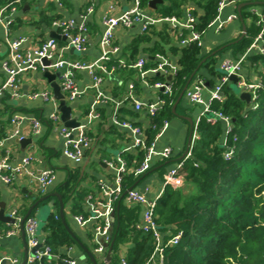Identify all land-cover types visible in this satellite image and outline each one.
I'll use <instances>...</instances> for the list:
<instances>
[{
  "label": "crops",
  "instance_id": "crops-1",
  "mask_svg": "<svg viewBox=\"0 0 264 264\" xmlns=\"http://www.w3.org/2000/svg\"><path fill=\"white\" fill-rule=\"evenodd\" d=\"M148 2L149 0H146L145 4L141 5V12L144 17L142 21L135 22L128 27L118 26L114 31V42L118 47V52L113 57L117 59L116 63H112L111 60L108 64L109 67L115 66V68L110 74L103 76L101 84V89L111 100L107 104H103L105 105L103 117L99 114L98 118L93 119L90 124L88 136L91 142L88 147L83 149L81 162L76 163L62 153L64 138L59 133L58 127L61 124L64 125V123L60 119L58 110L59 99L54 96L51 83L56 82L60 87V93L63 95L66 104L71 107L70 117L76 119L79 123L85 122L95 95L94 89L90 87V75L86 70L73 71L74 82L78 88L85 90L76 100L71 101L65 96L61 88L60 76L56 75V72L59 71L49 70L55 75V78L50 81L44 76V69L41 68L25 71L18 75V96L11 97L8 91H4L0 95V158L8 155L11 168L23 165L24 160L28 159L27 168L35 175L50 168L55 176L54 180L45 187H41L36 180L25 173L13 175L8 183L0 179V210L4 209L6 213H9L15 219L14 223L11 224L0 221V257H4L2 264H22L25 257L27 259L35 256L41 248V246H37L33 250L34 246L29 244V237L25 229L24 235H22L20 221L28 211H30L28 217L34 218L37 223L36 236L40 240L44 237L43 226L51 213L59 215L64 227L74 239V242L69 246H62L58 248L57 252H53L54 256L50 260L54 264H68V260L75 261V264H94L91 258L95 260V264H112L111 258L106 261L107 251L102 253L95 251L97 246L95 245V222L89 221L84 225H80L74 217H88L90 215V209L87 206L88 195L96 196L100 191V184L112 186L121 161L125 165L124 155L135 152L136 148L127 149L133 141L132 131L127 127L114 124L112 122L113 113L117 114L120 120L141 128L136 123L146 124L150 114L145 108L137 110L135 101L144 105L160 101L159 109H161L166 104L164 96L169 95L170 90L167 85H169L170 78L173 75L158 71L157 73L166 77V80L152 82L148 78L156 72H149L141 77L136 71H129L128 74L127 70L131 68L122 67V70H125L123 73L117 70L121 68L117 66L118 61L135 62L142 58L149 65L148 69H151L164 58L171 66L177 67L178 51L180 46L183 45L178 37H180L184 28L183 23L187 19V9L195 6L193 0H187L181 18L176 16L163 17L162 9L168 5L169 0L157 2L155 8L151 7ZM132 4L133 0H92L93 11L84 17L86 0H60L59 2L56 0H20L19 3L15 4L16 10L11 19L14 20L19 17L22 24L16 28H11L12 30H9L8 33L0 24V80L3 81L7 77L6 71L2 68V61L8 51L7 37H28V41L22 45V49L26 50L38 47L50 37L49 33L52 30L56 31L53 27L44 24L36 26L31 23L39 18L41 10L47 11L50 15L58 13L59 18L71 19L76 25L83 22L87 24L89 30L87 50L81 57L84 59L83 61L87 62L99 56L98 41L104 30V18L117 16L131 7ZM263 8L264 0H230L219 9L216 19L200 38L201 55L204 58L212 54L216 55L214 69L218 74L210 72L208 66H200L194 79L189 81L184 91L182 90V94L180 93L174 100L169 102L170 115L162 121V125L152 142L155 153L151 158L150 166L148 170L140 174H136V169L134 170V174L139 178L128 189H136L150 199L160 196L161 190L165 189L164 177L188 151L189 146L192 144L191 136L194 125L202 113L203 106L191 102L186 96L187 88L196 78L202 80L201 95L204 100H207L210 92L219 83L223 73L222 64L225 61H236L242 58L241 74L243 77L247 81H259L262 66L251 61L250 55L253 50L248 51V48L244 51L239 50L236 43L247 34V30L254 22L253 15L257 16L259 13H263ZM245 13H250V15L245 16ZM149 18L154 21L148 23L147 19ZM171 19H174V21ZM146 22L148 23L147 27L154 24L157 32L165 29L168 35L164 38L159 34L152 35L148 41L140 44L138 54L133 60H130V51L127 50V46L135 37L146 31L147 28L143 30V25ZM56 40L59 45L66 42L62 38ZM156 46L164 49V53L159 51L150 52V49ZM173 48L176 49L177 53L172 52ZM63 55L69 60H76L75 51L70 49L64 51ZM130 82L134 84L133 100L125 99ZM158 82L164 85L161 87L155 86ZM228 84L233 90L234 85L237 86V83L234 84L230 79ZM120 86H122L120 94L117 97L113 96L112 90ZM238 88L240 91L242 90L240 87ZM43 91L50 94L49 100H45L40 96L33 97L35 93ZM54 109H57L59 114V124L50 121V114ZM15 115H18L21 119L19 124L12 120ZM32 118L41 122L37 133L33 131ZM205 118L208 121L215 117L212 114H206ZM221 123L223 133L220 142H222L225 131V125L223 122ZM22 141L27 142L23 144ZM165 148L170 149L167 158L161 155ZM74 169L79 172L78 184L82 189L87 190V193L79 200L81 211L77 213L71 211L73 199L63 202L62 195L58 191V188L65 183L69 172ZM180 183L181 178L178 179L175 185ZM56 194L61 195V200ZM122 197L116 202L112 215L114 225L110 232V243L113 241V232L117 227L118 215L120 211L122 212V207L135 206L128 203L124 197L121 199ZM60 201L63 203L62 208ZM13 210H15V214L12 215ZM42 211L45 213L42 220H39L37 217ZM25 223L26 220L24 226ZM143 224L144 221L139 211L134 225L141 230ZM11 231L12 233L8 234ZM100 239L102 240V238ZM102 243L104 244L103 241ZM128 246L129 244L122 246V253L125 252Z\"/></svg>",
  "mask_w": 264,
  "mask_h": 264
},
{
  "label": "trees",
  "instance_id": "trees-1",
  "mask_svg": "<svg viewBox=\"0 0 264 264\" xmlns=\"http://www.w3.org/2000/svg\"><path fill=\"white\" fill-rule=\"evenodd\" d=\"M9 1L0 0V5ZM220 1L193 0L195 6L189 8L193 18L192 27H184L178 38H187L191 30L201 37L218 15ZM145 2L141 0L140 6ZM186 3L187 0H169L162 9L163 17L181 18ZM58 18V13L50 15L41 10L39 18L31 23L52 27V21ZM253 18L247 34L236 43L239 50L248 48L260 30L257 16L253 15ZM21 24V19L16 17L10 23L9 30ZM162 30L157 32L156 26L150 24L146 31L135 37L127 46L130 60L138 54L140 44L148 41L152 35L166 37L167 31ZM156 51L164 53V49L158 46L150 49L152 53ZM172 52L177 53L175 48ZM178 52L177 69L169 81L170 92L164 96L166 104L154 115H149L146 124L136 123L143 130L145 146L154 141L162 121L170 115L169 102L182 92L189 79H194L200 66H208L210 72L218 74L214 69L216 55L204 58L198 41H188L180 46ZM116 59L112 57V63H116ZM250 59L262 66L259 74L261 85L254 101L256 106L251 105L246 109L244 101L228 82L221 86L223 95L213 99L210 104L212 110L221 112L231 120V130L226 137L227 147L232 148L231 155L224 157L226 146L220 142L222 123L219 120L209 122L202 116L197 125L199 137L191 149V158L180 170L181 183L167 185L157 199L155 220L162 233L163 244L181 231L178 243L165 245L162 259L154 256V237L134 225L139 206L122 207L113 232L112 264H121V258L127 264H145L148 260H151L148 264H264V53L252 52ZM148 66L145 62L144 68ZM117 70L125 71L122 68ZM127 71L128 74L135 72L134 69ZM148 79L152 82L164 81L166 77L156 72ZM120 91L122 86L115 87L111 93L117 97ZM104 108L105 105L97 107L102 117ZM144 155L145 149L142 147L124 155L125 170L120 176L123 189H128L138 180L139 176L134 174V170L141 164ZM78 174V170H71L65 183L58 188L63 202L73 199V213L81 211L79 200L87 193L78 184ZM43 232L41 248L48 246L52 252L74 242L56 213L49 214ZM125 244L129 246L122 253L121 248ZM33 264H40V261ZM47 264L54 262L50 260Z\"/></svg>",
  "mask_w": 264,
  "mask_h": 264
},
{
  "label": "built area",
  "instance_id": "built-area-1",
  "mask_svg": "<svg viewBox=\"0 0 264 264\" xmlns=\"http://www.w3.org/2000/svg\"><path fill=\"white\" fill-rule=\"evenodd\" d=\"M60 1V0H56ZM230 0H221L219 3V9ZM20 0H12L0 7V24L3 25L6 33L9 32V25L12 22L11 16L15 13L16 7L15 4L19 3ZM86 10L84 17L90 14L93 11L92 0H86ZM141 0H133L131 7L123 11L117 16H107L103 20L104 30L99 36L98 48L99 56L92 61H83L81 59L69 60L65 58L63 52L66 50L74 49L77 52L84 53L87 50L88 44V35L89 30L85 22L76 25L71 19L58 18L52 21V27L58 31L61 36L65 37L66 42L62 45L57 43L56 38L48 37L44 40L38 47L29 48L26 50L22 49L28 41V37L19 36L13 38H6L8 51L5 59L2 61V68L6 71L7 77L5 80H0V95L4 91H8L11 97H16L19 95V87L17 83V77L19 74L25 71L36 70L37 68L48 69L52 71H59L61 88L64 91L65 96L69 100L78 99L83 93L84 89L78 88L76 83L73 80V71L74 70H86L91 78V88L94 89L95 95L91 103V109L87 114L85 122L79 123L75 127H66L60 125L58 127L59 133L64 138V148L62 153L67 158L72 161L79 163L83 157V149L90 145V138L88 136V130L93 119L98 118L99 112L97 107L99 105L107 104L110 97L101 89V84L103 81V76L108 75L112 72L115 66H110L108 63L111 61L112 57L118 52V47L114 42V31L118 26L128 27L135 22L143 20V14L141 12L140 6ZM217 17V16H216ZM150 19V20H149ZM147 22H153L154 20L149 18ZM216 19V18H215ZM214 19V20H215ZM174 21V19H171ZM213 20V21H214ZM193 18L189 14V8L187 9V19L183 23V26L191 29ZM212 21V22H213ZM144 23L143 30L147 28L148 23ZM211 22V23H212ZM210 23V24H211ZM257 23L260 24V30L257 35L254 37L252 43L248 47V51L253 50V52L264 53V14L261 12L257 15ZM200 35L195 31L191 30L187 38L180 40L181 44H186L190 40H196L200 43ZM46 58L49 60L48 64H43V59ZM241 64L242 58L236 61H225L222 68V75L220 77L219 83L214 87L210 92L209 98L204 100L201 91L203 89V82L201 79L196 78V80L190 85L186 90V96L189 100L196 104H201L203 106L201 116L206 114H212L214 119L208 120L213 122L216 119L220 120L225 125L224 136L222 138V146H226L224 152V157L228 158L232 153V148L227 147V134L231 130V120L228 116L222 114L221 112L214 111L210 108L211 101L213 99H219L221 96L218 94L221 91V86L228 82L229 75L235 74L238 77L237 86L244 91L250 93V105L253 107L256 106L255 100L257 97V89L260 87V81H247L241 74ZM145 60L139 58L135 62H126L125 60L118 61V67L131 68L134 69L139 76L143 77L149 72H164L165 74H174L177 67L171 66L168 61L164 58L161 59V62L151 69H145ZM164 84L156 83L155 86L161 87ZM168 89L170 90L169 85ZM133 88L134 84L129 83L128 92L125 96V99L133 100ZM40 96L45 100L50 99V94L47 91L41 93H35L33 97ZM160 101L150 103L147 105L142 104L141 102L135 101V108L141 109L145 108L150 115H154L159 109ZM200 117L196 120L192 133V144L189 146L188 151L180 159L177 164L172 167L164 177V185H175L180 179V170L185 165L186 160L191 158V149L195 140L199 137L197 132V125L200 120ZM13 122L19 124L21 119L18 115L13 117ZM50 121L53 123L59 122V114L57 109L50 114ZM33 125V131L37 133L40 129L41 122L38 119H31ZM112 122L116 125L124 126L129 128L134 137L129 148L142 147L145 149L144 158L136 168L135 173L140 174L148 170L151 162V158L155 153L153 148V143L149 146L144 144V133L140 127L133 126L128 122L122 121L118 118V115L113 113ZM59 124V123H58ZM165 124V123H164ZM163 124V126H164ZM1 145V143H0ZM170 154V149L165 148L161 155L164 158H167ZM29 163L28 159H25L23 165L11 168L8 162V155L0 158V179L5 183L11 181L13 175H21L23 173L29 175L32 179L36 180L41 187H45L50 184L55 176L52 169L48 168L41 173L35 175L30 169L27 168ZM125 170V165L121 161V165L117 170V175L114 178L113 185L107 186L104 184L99 185V193L96 196L88 195L87 206L90 209V215L88 217L75 216L74 218L78 221L80 225H84L89 221L95 222V243H96V252H105L107 251L108 245L110 244V222L111 216L114 212L115 204L117 200L123 196L124 199L131 204L138 205L140 208V213L143 218L144 224L141 227V230L145 233H151L154 237L156 244L154 248L153 255L162 259L165 245H173L178 243L181 231H178L168 241L163 244L162 233L158 230V226L155 220V207L157 203L158 196L150 199L145 194L137 191L136 189H123L121 184V174ZM164 189L161 190V193ZM160 193V194H161ZM15 214V210L12 211V215ZM36 221L34 218L28 217L24 226L25 232L29 237V244L31 246H42V241L36 236ZM8 232V234H11ZM102 238V241L106 243V246L99 240ZM54 256L53 252L48 246H43L39 251L36 252L35 256H31L26 259L25 264H33L35 261H40V264H47L48 261ZM45 259V262H43ZM4 257H0V264H2ZM151 260H148L145 264H148ZM68 264H75V261L68 260ZM121 264H127L124 258L120 260Z\"/></svg>",
  "mask_w": 264,
  "mask_h": 264
},
{
  "label": "water",
  "instance_id": "water-1",
  "mask_svg": "<svg viewBox=\"0 0 264 264\" xmlns=\"http://www.w3.org/2000/svg\"><path fill=\"white\" fill-rule=\"evenodd\" d=\"M162 0H149L148 4L155 8V4L157 2H161ZM49 36L50 37H53V38H56V39H65L64 36H61L57 31L55 30H52L50 33H49ZM72 51H75L74 49H71ZM49 63V60L44 58L43 59V64H48ZM44 76L48 79V80H52L55 78V75L53 73H51L48 69H44V72H43ZM60 73L59 72H56V75H59ZM169 78V77H168ZM229 79L232 80L234 82V84L237 83V80H238V77L237 75L235 74H230L229 75ZM190 79L188 80V83H189ZM51 86L53 87V92H54V96L56 98L59 99V105H58V110L60 112V119L63 121L64 125L66 127H75L79 124L78 121H76V119H72L70 116H71V107L69 105L66 104V101L63 97V95L60 93V87L56 84V82H52L51 83ZM187 87V84L185 85L183 91L186 89ZM235 92L239 95L240 99L244 101L245 103V108H249L251 105L250 103V93L248 91H240L238 90L237 87L234 88ZM182 94V93H181ZM220 96L223 95V92L222 91H219L218 93ZM181 96V95H180ZM27 141H22V143H26ZM58 196V198L61 200V195L60 194H56ZM60 206L62 208L63 206V203L62 201H60ZM61 210V209H60ZM29 213L30 211H28L24 216L23 218L21 219L20 221V227H21V231H22V235H24V222L25 220L27 219V217L29 216ZM113 215V214H112ZM61 217H62V214H61ZM0 221L3 222V223H14L15 219L10 216L9 213H6L4 211V209H1L0 210ZM113 225H114V222H113V216H111V222H110V228H109V232L112 231V228H113ZM100 241L102 242V240L100 239ZM104 245L106 246V243H104ZM112 246H113V241L108 245V248H107V252H106V261H109L110 258H111V250H112ZM25 247H26V242H25ZM37 248V246H34L33 247V250H35ZM91 260L93 261V263L95 264V260L93 258H91ZM26 262V257L24 258V260L22 261V264H25Z\"/></svg>",
  "mask_w": 264,
  "mask_h": 264
},
{
  "label": "rangeland",
  "instance_id": "rangeland-1",
  "mask_svg": "<svg viewBox=\"0 0 264 264\" xmlns=\"http://www.w3.org/2000/svg\"><path fill=\"white\" fill-rule=\"evenodd\" d=\"M75 59H81V60H84L83 58H81L82 57V54L83 53H80V52H77V51H75ZM67 58V57H66ZM234 87H237L238 88V86H236V85H234ZM238 90H240L239 88H238ZM44 211H42L41 213H39V216L37 217L39 220H42V217L44 216Z\"/></svg>",
  "mask_w": 264,
  "mask_h": 264
}]
</instances>
